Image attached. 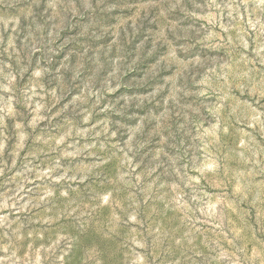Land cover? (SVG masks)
Returning <instances> with one entry per match:
<instances>
[{
  "label": "rangeland",
  "instance_id": "374dc122",
  "mask_svg": "<svg viewBox=\"0 0 264 264\" xmlns=\"http://www.w3.org/2000/svg\"><path fill=\"white\" fill-rule=\"evenodd\" d=\"M0 264H264V0H0Z\"/></svg>",
  "mask_w": 264,
  "mask_h": 264
}]
</instances>
